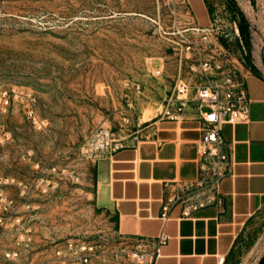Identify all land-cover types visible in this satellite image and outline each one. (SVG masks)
<instances>
[{
    "label": "rangeland",
    "instance_id": "obj_1",
    "mask_svg": "<svg viewBox=\"0 0 264 264\" xmlns=\"http://www.w3.org/2000/svg\"><path fill=\"white\" fill-rule=\"evenodd\" d=\"M193 23L218 27L243 75H264V0H0V216L8 219L0 264H53L56 246L70 239L93 245L91 264H138L125 252L137 242L101 207L96 164L82 149L100 126L118 144L146 136L178 73L174 41ZM17 218L32 227L33 242L12 263L5 253L17 246ZM263 259L264 206L227 264Z\"/></svg>",
    "mask_w": 264,
    "mask_h": 264
},
{
    "label": "crops",
    "instance_id": "obj_2",
    "mask_svg": "<svg viewBox=\"0 0 264 264\" xmlns=\"http://www.w3.org/2000/svg\"><path fill=\"white\" fill-rule=\"evenodd\" d=\"M244 75L250 121L223 126L232 149L230 174L211 195L213 202L191 217L183 216L181 205L172 206L167 220L162 214L165 197L201 178L197 141L202 131L193 118L177 122L159 117L144 138L118 144L95 161L100 205L116 215L120 234L149 251L165 235L153 264L228 259L240 231L264 206V80L255 72Z\"/></svg>",
    "mask_w": 264,
    "mask_h": 264
},
{
    "label": "built area",
    "instance_id": "obj_3",
    "mask_svg": "<svg viewBox=\"0 0 264 264\" xmlns=\"http://www.w3.org/2000/svg\"><path fill=\"white\" fill-rule=\"evenodd\" d=\"M179 34L181 38L174 41L180 52L178 73L173 89L164 98L160 117L177 122L193 118L199 123L202 137L197 143L201 178L188 186H178L163 199L162 216L166 220L172 206L181 205L183 216L191 217L193 212L213 202L211 195L218 190L221 180L230 174L232 165V149L223 135V126L249 122L251 117L245 75L239 71L234 59L225 53L218 38V27L193 23ZM164 74L163 65L154 71L157 78L164 77ZM28 101L29 116L38 122L37 99L30 96ZM118 143L112 129L100 126L91 132L82 152L95 162L118 149ZM205 189L207 192L202 193L201 190ZM3 205L7 212L14 208L13 202L6 200ZM7 220L6 216H0V226ZM14 225L18 228L17 246L5 253V260L17 263L31 251L33 229L22 218L15 219ZM165 239L162 234L154 251L137 243L134 249L125 252L138 264H153ZM94 253L90 243L70 239L56 246L52 261L53 264H91ZM227 261L226 256H221L218 264H227Z\"/></svg>",
    "mask_w": 264,
    "mask_h": 264
},
{
    "label": "trees",
    "instance_id": "obj_4",
    "mask_svg": "<svg viewBox=\"0 0 264 264\" xmlns=\"http://www.w3.org/2000/svg\"><path fill=\"white\" fill-rule=\"evenodd\" d=\"M240 26H241L243 34L246 36V31H247L246 22L243 20L242 22H240ZM246 41H247V44L249 45L248 38H246ZM261 264H264V259L262 260Z\"/></svg>",
    "mask_w": 264,
    "mask_h": 264
},
{
    "label": "water",
    "instance_id": "obj_5",
    "mask_svg": "<svg viewBox=\"0 0 264 264\" xmlns=\"http://www.w3.org/2000/svg\"><path fill=\"white\" fill-rule=\"evenodd\" d=\"M256 74L264 80V75L263 74H261L259 72H256Z\"/></svg>",
    "mask_w": 264,
    "mask_h": 264
}]
</instances>
